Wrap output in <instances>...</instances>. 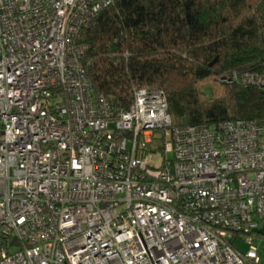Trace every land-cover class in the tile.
Here are the masks:
<instances>
[{"label":"built area","instance_id":"built-area-1","mask_svg":"<svg viewBox=\"0 0 264 264\" xmlns=\"http://www.w3.org/2000/svg\"><path fill=\"white\" fill-rule=\"evenodd\" d=\"M115 2L0 0V264H264V123L97 91L78 36Z\"/></svg>","mask_w":264,"mask_h":264},{"label":"trees","instance_id":"trees-1","mask_svg":"<svg viewBox=\"0 0 264 264\" xmlns=\"http://www.w3.org/2000/svg\"><path fill=\"white\" fill-rule=\"evenodd\" d=\"M263 31L264 0H116L78 42L95 89L118 106L159 88L173 126L264 123V89L223 81L264 70Z\"/></svg>","mask_w":264,"mask_h":264},{"label":"rangeland","instance_id":"rangeland-1","mask_svg":"<svg viewBox=\"0 0 264 264\" xmlns=\"http://www.w3.org/2000/svg\"><path fill=\"white\" fill-rule=\"evenodd\" d=\"M208 93L210 92V90L207 91ZM237 246L243 251L245 252L248 249V245L246 243L243 242H238ZM260 255L264 260V245H262L261 247V251H260Z\"/></svg>","mask_w":264,"mask_h":264},{"label":"water","instance_id":"water-1","mask_svg":"<svg viewBox=\"0 0 264 264\" xmlns=\"http://www.w3.org/2000/svg\"><path fill=\"white\" fill-rule=\"evenodd\" d=\"M214 63V62H213ZM261 233H263L264 234V229H261V230H259Z\"/></svg>","mask_w":264,"mask_h":264}]
</instances>
